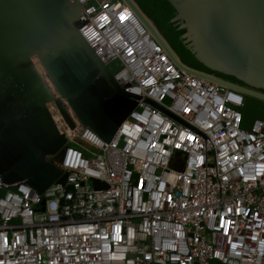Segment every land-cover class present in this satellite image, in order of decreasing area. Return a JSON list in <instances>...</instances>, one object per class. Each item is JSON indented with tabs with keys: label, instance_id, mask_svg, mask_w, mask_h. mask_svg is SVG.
Wrapping results in <instances>:
<instances>
[{
	"label": "built area",
	"instance_id": "2783aa9c",
	"mask_svg": "<svg viewBox=\"0 0 264 264\" xmlns=\"http://www.w3.org/2000/svg\"><path fill=\"white\" fill-rule=\"evenodd\" d=\"M80 1L142 99L110 141L87 127L53 158L65 184L0 175V264H264V120L242 127L245 93L179 68L125 0Z\"/></svg>",
	"mask_w": 264,
	"mask_h": 264
},
{
	"label": "water",
	"instance_id": "95a60500",
	"mask_svg": "<svg viewBox=\"0 0 264 264\" xmlns=\"http://www.w3.org/2000/svg\"><path fill=\"white\" fill-rule=\"evenodd\" d=\"M125 1L179 68L245 93L242 127L264 120V0H169L176 8L171 21L185 29L184 44L212 72L183 62L138 2ZM83 11L80 0H0V175L6 183L26 180L40 194L55 181L65 184L67 174L53 158L61 161L65 145L87 127L110 141L142 99L115 80L82 35ZM94 184L107 187L99 179Z\"/></svg>",
	"mask_w": 264,
	"mask_h": 264
},
{
	"label": "trees",
	"instance_id": "16d2710c",
	"mask_svg": "<svg viewBox=\"0 0 264 264\" xmlns=\"http://www.w3.org/2000/svg\"><path fill=\"white\" fill-rule=\"evenodd\" d=\"M144 12L152 18L160 31L165 35L173 48L179 53L183 62L187 65L212 72L202 64L195 55L186 47L181 38L185 29H179L171 19L176 14V8L169 0H136ZM227 78L236 80L233 76L225 75ZM79 146L78 144H75Z\"/></svg>",
	"mask_w": 264,
	"mask_h": 264
},
{
	"label": "flooded vegetation",
	"instance_id": "af4514ba",
	"mask_svg": "<svg viewBox=\"0 0 264 264\" xmlns=\"http://www.w3.org/2000/svg\"><path fill=\"white\" fill-rule=\"evenodd\" d=\"M196 69L201 70V71H204L203 69H199V68H196ZM219 76H221V77H223V78H225V79H227V80L233 81V82H235V83H241V82H239V81H237V80H234V79H231V78H227V77L222 76V75H219Z\"/></svg>",
	"mask_w": 264,
	"mask_h": 264
},
{
	"label": "rangeland",
	"instance_id": "374dc122",
	"mask_svg": "<svg viewBox=\"0 0 264 264\" xmlns=\"http://www.w3.org/2000/svg\"><path fill=\"white\" fill-rule=\"evenodd\" d=\"M70 144L73 145V142L70 141Z\"/></svg>",
	"mask_w": 264,
	"mask_h": 264
}]
</instances>
